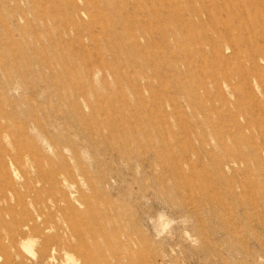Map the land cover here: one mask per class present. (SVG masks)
<instances>
[{
	"label": "rangeland",
	"instance_id": "374dc122",
	"mask_svg": "<svg viewBox=\"0 0 264 264\" xmlns=\"http://www.w3.org/2000/svg\"><path fill=\"white\" fill-rule=\"evenodd\" d=\"M128 251L264 264V0H0V264Z\"/></svg>",
	"mask_w": 264,
	"mask_h": 264
},
{
	"label": "bare ground",
	"instance_id": "6f19581e",
	"mask_svg": "<svg viewBox=\"0 0 264 264\" xmlns=\"http://www.w3.org/2000/svg\"><path fill=\"white\" fill-rule=\"evenodd\" d=\"M222 2V1H221ZM224 3V2H223ZM225 7V6H224ZM152 8V7H151ZM153 9V8H152ZM237 9V8H236ZM154 10V9H153ZM251 10V9H250ZM247 14V13H246ZM236 16V15H235ZM248 17V16H247ZM237 21V20H236ZM237 23V22H236ZM224 24V23H223ZM89 73V72H88ZM90 119V118H89ZM166 132V131H165ZM70 181V180H69ZM83 200H85V199H83ZM47 201V200H46ZM111 204V203H110ZM48 207V206H47ZM78 208V207H77ZM50 212V211H49ZM48 212V213H49ZM41 214H40V212H38V213H36L35 215L34 214H31L29 217H27L25 220H24V222L22 221V224L23 225H25L26 227H27V230H20V233H21V235H23V239H25L26 238V235H27V232H35V233H38L39 235L40 234H42L43 233V228H42V226H40V224L38 223V221H39V219H40V216ZM71 228V227H70ZM103 232V231H102ZM51 240V239H50ZM53 240V239H52ZM80 245V244H79ZM47 249L49 248V247H52V249L53 250H55V251H57L58 253H60V254H62L61 253V251H64L63 253H66V255H69L70 254V248H71V245H67V244H63V243H61V242H52V241H48V242H46V246H45ZM45 249L47 252L46 253H50V249ZM46 253H43V255H46ZM76 254H77V252H76ZM115 254V253H114ZM134 254L135 253H132V252H130V251H128L127 253H126V255L123 257H121V256H119V255H116L115 254V256L114 257H117V256H119V257H117V258H115V264L117 263V264H124L125 263V261H123V260H127V264H134V263H136V262H134ZM138 257V256H137ZM134 259V260H133ZM162 259V258H161ZM140 260V259H139ZM163 261V260H162ZM156 262V261H155ZM155 262H153V264H157V263H155ZM108 263V262H107ZM110 264V263H109Z\"/></svg>",
	"mask_w": 264,
	"mask_h": 264
}]
</instances>
